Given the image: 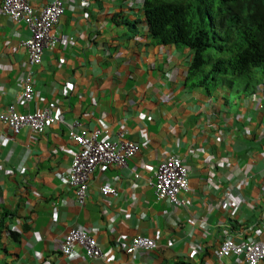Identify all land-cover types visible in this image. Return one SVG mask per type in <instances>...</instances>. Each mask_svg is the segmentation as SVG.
Wrapping results in <instances>:
<instances>
[{"label":"crops","instance_id":"0c3cea01","mask_svg":"<svg viewBox=\"0 0 264 264\" xmlns=\"http://www.w3.org/2000/svg\"><path fill=\"white\" fill-rule=\"evenodd\" d=\"M53 1L30 0L37 12ZM138 1L64 0L59 42L35 68L28 105L21 43L31 33L0 12V115L12 104L32 113L50 107L56 119L44 135L24 129L17 140L0 118V264H242L218 257L223 240L264 239V79L231 106L191 86L189 49L154 45L146 24L135 37L126 25L145 22ZM76 121L141 147L127 166L90 177L84 205L66 183ZM169 157L189 169L185 207L155 199L154 167ZM105 184L119 196H104ZM71 228L97 237L102 260L80 250L62 257ZM138 235H160L158 249L128 255L126 243Z\"/></svg>","mask_w":264,"mask_h":264},{"label":"built area","instance_id":"2783aa9c","mask_svg":"<svg viewBox=\"0 0 264 264\" xmlns=\"http://www.w3.org/2000/svg\"><path fill=\"white\" fill-rule=\"evenodd\" d=\"M1 11L15 23L24 24L31 31V37L21 43L28 53L27 71L20 83L22 103L28 105L34 101L36 95L35 68L41 65L44 51L59 42L58 27L65 15V4L63 0H55L42 12L37 13L27 0H5ZM0 118L11 128L17 140L21 139V132L24 129L33 135L41 136L56 122L50 107L34 113H23L17 111L16 106L12 104ZM69 140L76 145L77 151L73 155L66 183L74 190L80 205L86 202L89 180L96 171H104L110 165L125 167L139 150L138 145L130 141L106 140L102 130H90L80 121L74 122L69 128ZM157 168L153 183L155 199L158 202L166 201L175 206L185 207L184 197L189 190V180L188 171L182 162L171 158L161 162ZM101 192L105 196H119L118 190L109 185H104ZM160 239V235L155 238L135 236L126 243V253L133 255L140 251H155L159 247ZM78 250L83 251L90 260H102L103 252L97 237L84 228H71L63 237L61 255L71 261ZM218 257L220 259L235 257L242 259L244 264H260L264 261V241L250 239L237 241L232 237H226L220 246Z\"/></svg>","mask_w":264,"mask_h":264},{"label":"trees","instance_id":"16d2710c","mask_svg":"<svg viewBox=\"0 0 264 264\" xmlns=\"http://www.w3.org/2000/svg\"><path fill=\"white\" fill-rule=\"evenodd\" d=\"M142 2L154 44L192 51L191 86L210 90L214 83H222L238 89L239 79H248L252 70L260 69L264 76V0ZM139 24L130 25L136 28ZM5 228L1 220L0 250Z\"/></svg>","mask_w":264,"mask_h":264},{"label":"clouds","instance_id":"9594fccd","mask_svg":"<svg viewBox=\"0 0 264 264\" xmlns=\"http://www.w3.org/2000/svg\"><path fill=\"white\" fill-rule=\"evenodd\" d=\"M55 1V0H54ZM53 1V2H54ZM64 1V0H63ZM138 1V0H137ZM5 2V0H2L1 1V5H0V12H1V14L3 15V16H5V17H8L14 24H16L17 26H23L24 24H22V25H19V24H17V23H15L9 16H6V15H4L3 13H2V11H1V7H2V4ZM27 2L29 3V5H31V7L35 10V8L33 7V5L31 4V2H30V0H27ZM138 2H140L141 3V6H142V12L144 13V10H143V2H142V0H140V1H138ZM52 3V2H51ZM50 3V4H51ZM49 4V5H50ZM64 4H65V2H64ZM48 5V6H49ZM47 6V7H48ZM47 7H45V8H47ZM44 8V9H45ZM43 9V10H44ZM43 10H41V11H39V12H37L36 10V12L37 13H40V12H42ZM65 14H66V6H65ZM65 16V15H64ZM63 16V17H64ZM144 17H145V14H144ZM63 19V18H62ZM62 22V21H61ZM134 22H136V21H134ZM134 22H129V21H126V25L130 28V31L131 32H133V31H136V33H133V35H134V37L136 36V34H137V32H138V30H139V26L141 25V24H146V17H145V22H142V21H140L141 22V24H139L136 28H134V27H132L130 24H132V23H134ZM61 25V24H60ZM146 27H147V25H146ZM27 28V27H26ZM59 28V27H58ZM147 29H148V27H147ZM30 31V30H29ZM30 33H31V31H30ZM149 33V32H148ZM149 36H150V38H151V35H150V33H149ZM31 37V36H30ZM29 37V38H30ZM28 38V39H29ZM28 39H26V40H28ZM152 39V38H151ZM152 42L154 43V41L152 40ZM58 44V43H57ZM154 45H156V44H154ZM160 46H175V45H160ZM175 47H177V46H175ZM21 48L22 49H24L22 46H21ZM50 49V48H49ZM49 49H46L45 51H44V53L47 51V50H49ZM187 49H189V48H187ZM26 50V49H25ZM190 50V49H189ZM27 51V50H26ZM190 52H191V57H190V61H189V65H190V62H191V59H192V51L190 50ZM43 56H44V54H43ZM27 62H28V58H27ZM42 64V63H41ZM40 66V65H39ZM38 66V67H39ZM188 68H189V66H188ZM260 70V69H259ZM248 77H249V75H248ZM262 79H264V76L262 75V73L260 72V75L258 76V77H252V80H250V77L248 78V79H243V85L241 84V83H239V88L238 89H236V88H230L228 85H226V84H222V83H214L213 84V86L212 87H210L211 89L210 90H207V89H205V88H203V87H199V86H195V87H199V88H201V89H204V90H206V92L208 93V94H215V93H220V98L226 103V104H229L230 106H231V102L232 101H235V99H237L238 98V96L240 95V94H249V95H251V96H254L255 94H256V92H255V90L258 88V84L260 83V81L262 80ZM189 80V79H188ZM241 81V79H239V82ZM188 82H190V81H188ZM246 82H249V86H247L246 85ZM191 83V82H190ZM252 83V84H251ZM217 84H220V86H218ZM245 86H247V88H245ZM22 90V89H21ZM36 90V89H35ZM16 109H17V107H16ZM6 111V110H5ZM18 111V110H17ZM5 113V112H4ZM23 113H32V112H23ZM34 113V112H33ZM204 121H206V119H203ZM212 121V120H211ZM211 121L210 120H207L206 122L207 123H211ZM7 124V123H6ZM9 127V126H8ZM10 128V127H9ZM11 129V128H10ZM12 131V130H11ZM49 131V130H48ZM47 131V132H48ZM13 133V132H12ZM44 135V134H43ZM13 136H14V134H13ZM13 138V137H12ZM14 139H16V137L14 136ZM21 139H22V137H21ZM119 140V139H118ZM16 141V140H15ZM111 141V140H110ZM113 142H115V141H113ZM130 142H132V143H135L136 145H138L136 142H133V141H130ZM138 147H139V150H138V152L140 151V149H141V147L138 145ZM137 152V153H138ZM136 156H137V154H136ZM171 158H175V159H179L181 162H182V164L184 165V167L187 169V171H188V180H189V169H188V167L186 166V164L183 162V160L181 159V158H179V157H169L168 159H166L167 161L169 160V159H171ZM166 160H164V161H166ZM163 162V161H162ZM161 163V162H160ZM159 163V164H160ZM159 164H155V169H154V171H153V175H154V179L152 180V182H151V184L153 185V183H154V181H155V172H156V170L158 169L157 167H158V165ZM108 169V168H107ZM70 171V170H69ZM105 171V170H104ZM100 172H102V171H100ZM136 179H139V175L137 174L136 176ZM105 185H108V184H105ZM109 186H111V187H114V188H116L115 186H112V185H109ZM103 187V186H102ZM101 187V188H102ZM154 188V187H153ZM189 188H190V184H189ZM117 190H118V188H116ZM189 191V190H188ZM119 192V191H118ZM102 193V192H101ZM103 194V193H102ZM120 194V193H119ZM104 195V194H103ZM105 196V195H104ZM186 196V195H185ZM113 197V196H112ZM175 206V205H174ZM176 207H179V206H176ZM261 231L263 232L264 231V227L261 229ZM245 233H246V231H245ZM249 233V232H248ZM227 237H232V238H234L235 240H237L234 236H227ZM254 240V241H264V239H260V238H255V237H253V236H248L246 239H242V240ZM225 240V239H224ZM223 240V241H224ZM237 241H239V240H237ZM241 241V240H240ZM219 250H220V247H219ZM219 250H218V253H219ZM156 251V250H155ZM84 254V253H83ZM129 255V254H128ZM86 257V256H85ZM231 258H235V257H230V258H224V259H231ZM237 259V258H236ZM241 261H242V259H240ZM264 263V261L263 262H261L260 264H263ZM242 264H244L243 263V261H242Z\"/></svg>","mask_w":264,"mask_h":264},{"label":"rangeland","instance_id":"374dc122","mask_svg":"<svg viewBox=\"0 0 264 264\" xmlns=\"http://www.w3.org/2000/svg\"><path fill=\"white\" fill-rule=\"evenodd\" d=\"M188 72V71H187ZM260 75V70L259 69H254L252 70V72L249 74V77H258ZM240 83L243 85V79L241 78ZM218 86H220V84H217Z\"/></svg>","mask_w":264,"mask_h":264}]
</instances>
